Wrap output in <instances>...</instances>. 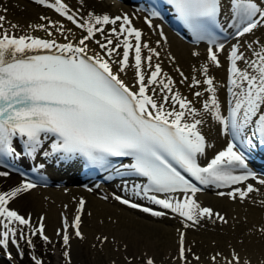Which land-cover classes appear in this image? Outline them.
I'll return each instance as SVG.
<instances>
[{
    "label": "snow or ice",
    "instance_id": "1",
    "mask_svg": "<svg viewBox=\"0 0 264 264\" xmlns=\"http://www.w3.org/2000/svg\"><path fill=\"white\" fill-rule=\"evenodd\" d=\"M34 3L54 10L80 35L63 21L44 15L39 17L42 22L31 23L17 34L19 25L7 20L6 8L0 9L4 13L0 14V164H5V158L25 155L33 160L43 157L72 161L83 157L101 167L110 165L109 157L131 158V163L121 164V169L147 179V183L133 187V195L163 211L120 195L113 194L112 198L152 217H163L170 211L173 218H180L184 228L204 220L228 223L225 215L196 199L204 188L214 187L219 198L250 200L264 208V198L255 200L251 195L264 197V175L249 168L245 154L249 128L264 144V39L245 40L264 28L262 0H229L235 43L227 48L216 34L220 29L217 17L221 0H167L192 32L194 42L206 40L208 45L206 58L198 68L193 67L191 75L175 68L179 80L163 69L158 50L162 41L167 43L163 30L158 32L160 39L153 47L144 39L143 30L134 25V17L126 12L114 16L94 11L84 14L72 10L64 0ZM159 15L152 9L144 17L150 29L159 28L150 18ZM36 31L46 36H37ZM56 33L63 42L58 41ZM221 54L227 62V115L222 113L217 81L211 74L213 67L224 66ZM191 55L199 59L201 53L193 50ZM168 59L175 63L171 53ZM129 70L133 72L132 85L122 78ZM181 86L196 102L182 94ZM209 116L231 139L202 165L199 157H206L207 149L213 147L201 130ZM9 175V171L0 170V177ZM36 187V182L24 179L0 191V247L9 260L10 243L21 256L20 241L35 247L32 237L39 236L45 244L52 243L45 234L43 215L34 224L31 214L26 217L9 206ZM101 198L109 199L107 195ZM85 207L86 201L80 197L71 224L65 216L62 228L56 231L68 264L70 229L75 237L84 239L81 225ZM259 232L264 235V226ZM97 239L103 244L108 238ZM189 256L199 264L200 257L186 246L185 232L179 231L178 255L173 260L191 264ZM220 258L224 264H252L234 248L227 257L217 252L209 260L220 264ZM31 259L34 264H43L34 255ZM144 264H155V260L148 256Z\"/></svg>",
    "mask_w": 264,
    "mask_h": 264
},
{
    "label": "bare ground",
    "instance_id": "2",
    "mask_svg": "<svg viewBox=\"0 0 264 264\" xmlns=\"http://www.w3.org/2000/svg\"><path fill=\"white\" fill-rule=\"evenodd\" d=\"M64 2L72 10H79L84 14L88 11H94L95 13L108 12L113 16L121 11L128 13L134 17V25L141 28L145 33L144 39L153 47H156L155 42L160 39L158 32L163 30L167 43L162 41L158 50L161 52L164 71L168 72L176 80H179V76L175 72L177 66L186 75H191L193 67L198 68L199 64L206 58V47L204 45L190 43L182 39L165 24L152 16L150 18L153 24L158 25L159 28L150 29L144 22V17L148 15L136 10L132 6L127 8V4L122 1L83 0L81 3V0H64ZM221 4L220 14L222 17H225L226 14L231 12L229 0H221ZM3 8L7 9V20L19 25V28L16 30L17 34H22L21 30L26 29L31 23L42 22L39 21V17L44 15L52 20L63 21L66 27L72 28L77 36L80 35V31L70 22L66 21L65 18L60 17L52 9L35 4L34 0H0V9ZM0 14L4 13L0 11ZM34 34L40 37L46 36V33L43 31H36ZM55 36L58 41L63 42V38L60 37L59 33H56ZM261 39H264V28L258 29L254 36L249 35L245 37L247 41ZM91 47H95V45H91ZM193 50L201 53L199 59L191 55ZM169 53L175 57V63L169 61ZM221 60L224 66L219 69L213 67L211 74L217 81L218 95L222 103V113L227 115V62L224 59V54H221ZM122 78L130 85L134 84L133 72L131 70L128 71L126 76H122ZM181 92L196 102V98L191 95L186 87L181 86ZM196 106L199 107V103ZM201 130L208 143L213 145V147L207 149L206 157L199 158L202 160L211 159L216 152L223 150L227 146L230 139L229 135L222 133L221 126L213 121L210 116L205 118V123L201 126ZM22 158L24 159V156ZM70 167L72 166H66L65 169L59 168V171L56 170L57 168H54L53 170H56V172H53V170L50 172L53 177L52 182L47 184L37 183L35 189L15 198L9 205L12 209L17 210L26 217L28 214H31L34 224L41 215L45 217V234L50 237L51 241L57 240L56 248L64 261H66L63 256L65 247L63 246L62 239L56 235V231L62 228L65 216L68 218L69 224H71L76 211L75 206L80 197H83L86 201L81 225L84 239L75 237L74 231L70 229L72 238L67 248L70 252V262L75 257V252H83L89 249V252L91 251L95 257L102 250L106 255L104 264H144V260L148 256L154 258L155 264H180V262L173 260L178 255L179 231L185 232L186 246L191 248L192 253L200 257L199 264H211L209 257L217 252L223 253L227 257L233 248L242 257L250 258L252 264H259V261L264 260V235L259 232V228L264 226V208L259 204H253L250 200L245 202L237 200L233 202L228 198H219L215 195L217 191L215 188H205L201 193H197L196 199L203 206L212 207L215 211L225 215L228 223L223 224L219 221L204 220L200 225L184 228L180 222V218L178 216L173 218L174 214L170 211H168L166 216L152 217L150 214L144 213L139 209H132L126 205H122L112 198L113 194H121L120 189L122 186H124L123 189L126 191L131 190L132 193L133 187L139 184L136 178L121 181L119 184H117L116 180H111L107 183H100L97 186L91 182L83 185V180L74 173L69 172ZM0 170H6L10 173L8 177H0V191H7L24 180V177L15 171L1 166ZM255 172L258 175H264L262 172ZM57 181L59 183L56 184ZM88 188L93 189V191L89 192ZM261 192H264V187L261 188ZM104 195H107L109 199H102L101 197ZM251 195L255 200L264 198L258 193ZM138 199L142 200L133 195V202ZM147 203L154 210L163 211L160 206L152 205L149 201ZM65 205H67V208H65ZM104 236H107L108 239L101 244L97 238ZM22 244L23 241H20L21 249ZM10 249L13 264H19L17 257L20 256L17 249L11 244ZM123 255L124 257H122ZM3 258H5L4 255ZM189 260L191 264H197L195 260H192L191 256H189ZM220 264H224L223 258H220Z\"/></svg>",
    "mask_w": 264,
    "mask_h": 264
},
{
    "label": "rangeland",
    "instance_id": "3",
    "mask_svg": "<svg viewBox=\"0 0 264 264\" xmlns=\"http://www.w3.org/2000/svg\"><path fill=\"white\" fill-rule=\"evenodd\" d=\"M32 240L35 247H29L24 242V247L22 250L23 256H21L19 253L20 257H17L19 264H34L30 256L31 249H34L38 253L39 259L43 262V264H68V262L64 261L63 258L59 255L60 252L57 251L56 247L58 242L56 239H54L51 244H45L39 238V236L32 237ZM56 251L60 257L57 255ZM75 254L78 256H76ZM74 255L75 257H73V260L71 261L73 264H104L106 261V255L102 250H100V253L98 254V256L96 255V257L92 254L91 251L89 252V249H86L83 252H75ZM122 257H124V255ZM71 262L70 264H72ZM0 264H13V262L9 261L7 258H3V254L1 257L0 254Z\"/></svg>",
    "mask_w": 264,
    "mask_h": 264
}]
</instances>
